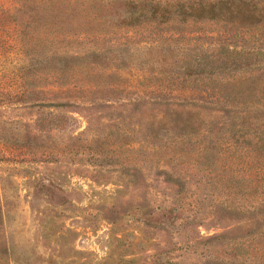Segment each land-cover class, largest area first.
<instances>
[{
    "label": "rangeland",
    "instance_id": "1",
    "mask_svg": "<svg viewBox=\"0 0 264 264\" xmlns=\"http://www.w3.org/2000/svg\"><path fill=\"white\" fill-rule=\"evenodd\" d=\"M17 6L0 0V264H260L264 236L246 234L262 196L237 155L240 120L212 109L225 98L172 85L176 66L142 65L143 51L126 67L70 57L119 42L219 44L235 32L158 21L112 29ZM149 99L211 103L194 131L180 138L172 124L159 142L151 123L164 107Z\"/></svg>",
    "mask_w": 264,
    "mask_h": 264
},
{
    "label": "trees",
    "instance_id": "2",
    "mask_svg": "<svg viewBox=\"0 0 264 264\" xmlns=\"http://www.w3.org/2000/svg\"><path fill=\"white\" fill-rule=\"evenodd\" d=\"M16 5L14 11L22 10L29 16L49 12L61 16L70 12L84 24L100 26L103 23L112 29H132L151 21L176 25L222 23L224 27H230L235 34L229 35L231 30H228L219 44L198 45L194 42L175 48L151 43L132 46L119 42L107 49L93 48L84 54L74 52L70 57L87 60L89 65L126 67L128 56L135 54V58L140 59L136 53L143 51L149 57H141L144 60L142 65L155 62L166 73H173L170 70L176 66L174 69L178 73L168 81L172 85L181 84L180 89H188V92L198 89L210 93L214 100L224 97L225 104L212 109L228 115L232 113V119L240 120L233 122V128L241 132L240 137L247 138L244 150L237 155L245 157L249 187L262 196L248 210L247 219L252 225L246 235L256 241L258 238L254 234L260 233V238L264 236V0H16ZM85 35L86 32L76 33L79 38ZM164 87L171 88L169 83ZM145 102L164 107L162 116L155 117L151 123L159 142L172 131V124L176 125V135L180 138L185 132L194 131L193 125L211 103L188 99L175 104L157 99ZM173 106L186 110V116L179 118L178 113H170ZM253 222L257 226H253ZM260 242L254 249L262 258L259 263L264 264V243L261 245Z\"/></svg>",
    "mask_w": 264,
    "mask_h": 264
}]
</instances>
